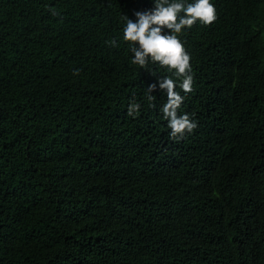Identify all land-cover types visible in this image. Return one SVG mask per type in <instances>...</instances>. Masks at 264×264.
Here are the masks:
<instances>
[{"label":"trees","instance_id":"obj_1","mask_svg":"<svg viewBox=\"0 0 264 264\" xmlns=\"http://www.w3.org/2000/svg\"><path fill=\"white\" fill-rule=\"evenodd\" d=\"M210 3L185 94L123 39L155 0H0V264H264V0Z\"/></svg>","mask_w":264,"mask_h":264},{"label":"clouds","instance_id":"obj_2","mask_svg":"<svg viewBox=\"0 0 264 264\" xmlns=\"http://www.w3.org/2000/svg\"><path fill=\"white\" fill-rule=\"evenodd\" d=\"M135 16V21L125 17L126 26L123 30V39L128 42L134 54L132 63L141 68H146L149 63L166 68L181 81L180 89L185 94L191 93L193 91L191 58L178 34L186 28L190 29L197 21L203 25H211L217 18L214 5L210 0H194V3L188 4L155 0V7L152 10L136 12ZM158 84L159 89L166 93V103L161 111L164 119L168 121L170 138L178 142L186 134L192 133L197 128V124L189 115L178 114L184 97L176 91V80L163 77ZM156 88V84L148 87L149 100L154 99L152 93ZM139 110L140 105L133 102L128 107L127 114L134 116Z\"/></svg>","mask_w":264,"mask_h":264}]
</instances>
